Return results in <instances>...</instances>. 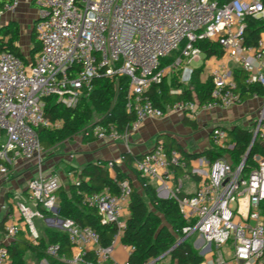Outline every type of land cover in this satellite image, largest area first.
<instances>
[{"label": "built area", "instance_id": "built-area-1", "mask_svg": "<svg viewBox=\"0 0 264 264\" xmlns=\"http://www.w3.org/2000/svg\"><path fill=\"white\" fill-rule=\"evenodd\" d=\"M36 3L39 22L35 31L40 52L34 60L27 61L12 53H0V174L6 181L11 176V167L20 160H37L40 167L43 164L46 151L38 128L63 127L62 120L46 117V100L56 97L63 106L76 108L82 97L93 90L95 79L129 77L127 111L136 115L124 132L100 121L83 131L85 139L100 142L127 143L147 119H164L171 110L195 120L200 112L229 110L241 104L233 70L228 67L230 63L249 74V83L264 88V37L254 47L245 46L246 18L264 19L263 0H36ZM19 4V0H5L0 17L14 12ZM203 40L219 43L224 51L222 58L212 57L224 62L209 71L212 100L204 104L180 102L166 111L156 108L146 96L151 86L160 85L176 72L180 82L188 86L194 71L191 65H205L208 61H204L203 52L196 46ZM175 51H180L176 61L161 68L162 60ZM182 92L170 90L172 95ZM252 132L249 149L237 167L231 159L234 143L229 130L213 129L211 150L225 153L214 161L204 157L195 160L191 175L200 181L196 192L189 196L179 197L180 183L174 191L167 186L175 169L188 170L190 166L180 152L168 151L164 143H158L152 153L134 162V170L141 177L161 181L160 194L178 202L186 226L172 250L194 238L200 254L219 252L228 246L233 264H264V157L255 154L252 166L245 169L251 150L256 144L264 145V105ZM123 161L124 158L109 162L108 167L113 169ZM60 188L61 180L56 174L40 172L30 182L26 199L13 205L18 220L5 229L0 264H9L8 246L24 230L31 243L39 245L40 234L34 224L37 218L68 234L73 256L70 260L61 258L65 263L130 264L135 248L121 240L126 227L123 212L133 194L131 182H121L117 195L106 190L83 197V206L95 209L103 225L118 227L108 247L102 246L100 234L91 227H81L73 220L44 217L41 210L57 215L56 193ZM118 246L126 252L124 262L115 258ZM59 250L51 245L47 254L59 258ZM167 255L147 264H157ZM219 263L225 264L222 257Z\"/></svg>", "mask_w": 264, "mask_h": 264}, {"label": "trees", "instance_id": "trees-1", "mask_svg": "<svg viewBox=\"0 0 264 264\" xmlns=\"http://www.w3.org/2000/svg\"><path fill=\"white\" fill-rule=\"evenodd\" d=\"M3 2L4 0H0V7ZM246 24L245 46L254 47L264 36V19L247 17ZM20 38V27L17 23L12 22L0 28V53H12L25 59L19 46ZM32 44L30 54L34 60L41 50L36 31L32 34ZM196 46L203 52L204 61L212 57L220 59L224 56L222 46L217 42L203 40L199 41ZM179 55L180 51H175L163 59L161 68L171 66ZM204 66L202 64V66L194 68L193 77L188 86L180 82L179 73L176 72L170 80L164 79L160 85H152L146 96L156 108L164 111L180 102L204 104L211 101L213 83L210 76L206 81H203ZM233 75L237 82V92L242 101L250 99L254 95L264 98V88L260 84L249 83V74L246 71L236 68L233 70ZM130 82L131 80L127 76H118L112 80L108 78L95 79L93 90L82 97L76 108L63 106L57 102L56 97L48 98L45 108L46 117L52 121L62 120L64 124L61 129L57 130H49L43 127L36 130L44 151H50L58 145L74 139L79 133L95 123V117H99L100 122L112 124L119 131L124 132L136 119L135 113L127 111ZM171 89L182 90L183 92L172 95ZM229 132L234 143V149L230 153L231 159L238 167L249 149L253 132L239 126L234 127ZM165 148L168 151L180 152L189 165L192 160L203 156H208L211 161L222 156L221 151L218 150H206L194 155L187 154L182 151L179 145L174 143L165 145ZM257 153L264 157V145L256 144L251 150L245 169H250L253 164V156ZM125 158L127 163L133 167L134 162L142 157H133L127 154ZM108 164L105 162L88 164L80 172L76 171L75 175L78 178L76 183L70 184L67 189L61 187L56 193L57 215L41 210L44 217L73 220L81 227H91L100 234L102 246H111L118 232V227L115 224L103 225L97 211L83 206L82 201L85 195L94 192L103 193L109 190L111 194L117 195L119 194L120 183L129 180L128 175L123 173L117 165L112 169L115 173L113 177ZM137 175L141 190L131 183L133 194L129 203L130 216L126 221L121 240L124 245L135 248L129 258L130 264H147L150 260L159 259L167 253L166 257H170L171 264H204L205 258L194 248V238L172 250L178 238L183 236L182 230L186 226L178 202L172 197L160 198L150 180L141 177L138 173ZM183 196L180 194L179 197ZM262 211L264 215V201L262 202ZM51 245L60 248L59 258L48 256L47 248ZM8 254L9 264H28L30 257L36 258L38 261L46 260L48 264H68L61 261V258L70 260L73 256L68 234L56 228H48L44 236L40 235L38 246H34L25 233H20L16 240L8 246ZM89 258H92V255ZM162 260L160 259L157 264H163Z\"/></svg>", "mask_w": 264, "mask_h": 264}, {"label": "crops", "instance_id": "crops-1", "mask_svg": "<svg viewBox=\"0 0 264 264\" xmlns=\"http://www.w3.org/2000/svg\"><path fill=\"white\" fill-rule=\"evenodd\" d=\"M20 4L14 12H7L0 17V28L7 26L9 23H17L20 27V48L23 47V38H31V46L28 53L23 50L25 56L24 60H31L32 34L35 31V22L38 19V5L36 0H19ZM5 2V0H4ZM3 2V3H4ZM1 4V7L3 6ZM264 37V36H263ZM223 61L211 58L207 61L204 71L210 76V69L213 67H220ZM231 64V63H230ZM228 67L232 70L238 68ZM245 104V105H243ZM264 105V98L252 97L241 104L230 108L229 110H211L203 111L197 115L195 120H191L179 112L169 111L164 119H147L141 129L129 136L128 142H100L95 139H85L84 137L78 142L72 144V150L75 155L72 160L76 165L71 166L69 171L58 173L60 168V158H48L46 151L43 164L41 167L37 160L27 162L20 160V162L11 167V176L9 180H4L0 174V247L5 242V229L13 221L18 220V214L14 210V204L26 199L27 189L30 182L37 178L42 172L45 175L56 174L61 180V187L68 188L70 184L77 181L78 178L75 172H80L88 164H97L99 162L109 163L123 159L124 161L117 166L123 173L128 175L129 181L139 190H141L138 175L133 167L127 163L125 156L128 154L133 157H143V155L151 152L158 143L164 145L176 144L179 145L183 152L187 154H200L206 150H211V133L215 127H223L224 123L229 121L231 129L236 126L253 130L257 117ZM225 115V117H223ZM73 140V139H72ZM70 140V141H72ZM75 156V157H74ZM77 156V157H76ZM195 160H192L188 170L175 169L174 177L167 181V186L174 191L177 185L182 184V194L184 196L192 195L196 192L200 179L191 175V169L194 166ZM112 176H115L114 171L110 168ZM65 173V174H64ZM74 179H73V178ZM150 183L157 190L160 198H169L160 194L162 182L157 180H150ZM130 216L129 206L124 209L123 221L126 223ZM48 224V223H47ZM51 228H55L48 224ZM25 231V230H24ZM22 231L21 233H25ZM27 236V233H25ZM195 241V240H194ZM195 244V243H194ZM202 243H199L198 247ZM222 248L219 252L210 253L207 255L200 254L205 258L204 264H220L222 257L225 264L232 263V252L228 246ZM194 248L198 251L197 247ZM225 252H227L225 254ZM73 253V252H72ZM115 258L119 262H124L127 259L126 252L121 246L116 247ZM32 264H35L34 258L30 257ZM45 260L41 261L44 262ZM163 264H171L170 257H165L162 260Z\"/></svg>", "mask_w": 264, "mask_h": 264}, {"label": "rangeland", "instance_id": "rangeland-1", "mask_svg": "<svg viewBox=\"0 0 264 264\" xmlns=\"http://www.w3.org/2000/svg\"><path fill=\"white\" fill-rule=\"evenodd\" d=\"M22 44L23 47L21 48V50H23L24 52L26 51L28 53L29 51V47L31 46V38L29 37V34L27 35V38H23L22 40ZM182 49V46L179 48V50ZM232 67H234L233 63L230 64ZM194 68H198L200 66H202V63H193L191 65ZM205 67V66H204ZM205 70V69H204ZM208 78V73L206 71H204L203 75H202V79L203 81H206ZM171 77L168 78V80H170ZM245 105V104H243ZM223 117H225V115H223ZM99 121V117H95L94 122H98ZM229 123V121H228ZM227 122L224 123V128L227 130H232L231 129V124H228ZM84 132L79 133L72 141H66L64 143H62L61 145H58L57 147H55L54 149L50 150V152L48 153V158H54V157H59L60 158V168H58V173L62 174L63 171H69L71 166L76 165V162L72 159H70V155H75L73 150H72V144L75 142H78L80 139L83 138ZM216 151V150H215ZM222 154H224L223 152H221ZM75 157V156H74ZM77 157V156H76ZM204 158H206L207 160L209 159L208 156H203ZM65 174V173H64ZM34 224L37 228L38 233L41 236L45 235V232L48 228H51L47 222H45L42 219H35L34 220ZM58 229V228H56ZM26 233V231H24ZM227 248V247H224ZM227 252H225L226 254ZM34 262L35 264H47L45 262H41L38 261L36 258H34ZM28 264H32L30 261V258L28 260Z\"/></svg>", "mask_w": 264, "mask_h": 264}, {"label": "water", "instance_id": "water-1", "mask_svg": "<svg viewBox=\"0 0 264 264\" xmlns=\"http://www.w3.org/2000/svg\"><path fill=\"white\" fill-rule=\"evenodd\" d=\"M38 22H39V20L37 19L36 22H35V25H36ZM150 153H152V151L149 152V153H147V154H145V155H143V157L146 156V155H148V154H150ZM164 199H167V198H164ZM58 221H60V220L58 219ZM50 225L53 226L52 224H50Z\"/></svg>", "mask_w": 264, "mask_h": 264}]
</instances>
